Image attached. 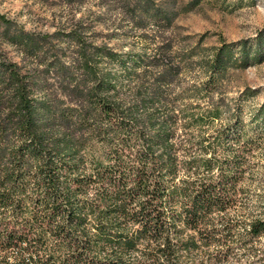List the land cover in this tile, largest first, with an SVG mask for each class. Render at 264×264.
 Returning <instances> with one entry per match:
<instances>
[{"label": "trees", "instance_id": "1", "mask_svg": "<svg viewBox=\"0 0 264 264\" xmlns=\"http://www.w3.org/2000/svg\"><path fill=\"white\" fill-rule=\"evenodd\" d=\"M145 5L171 19L127 4ZM82 21L38 36L0 13V264H264V214L237 188L239 113L206 136L219 107L171 94L162 46L96 44ZM263 58L264 28L221 43L197 60L204 88ZM251 120L264 131V103Z\"/></svg>", "mask_w": 264, "mask_h": 264}, {"label": "rangeland", "instance_id": "2", "mask_svg": "<svg viewBox=\"0 0 264 264\" xmlns=\"http://www.w3.org/2000/svg\"><path fill=\"white\" fill-rule=\"evenodd\" d=\"M146 2L171 13L169 22L151 23L150 15L145 14L146 5L132 11L127 4H137V0H0V13L38 36L52 34L60 26L69 29L82 15L84 26L102 36L96 44L119 45L124 51L149 55L162 46L168 57L165 65L176 66L178 72L171 94L189 98L185 103L194 113L219 107L220 120L205 126L206 136L215 135L228 122L230 113H239L232 123L242 121L246 125L244 142L249 146L237 187L241 207L252 216L264 214V131L251 120L252 112L264 103V58L244 69L229 70L208 89L204 88L205 75L197 61L223 42L253 43L264 28V0ZM261 243L264 245V238Z\"/></svg>", "mask_w": 264, "mask_h": 264}]
</instances>
